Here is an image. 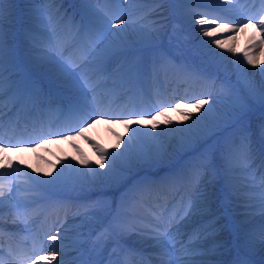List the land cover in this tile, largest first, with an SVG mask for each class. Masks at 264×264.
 Instances as JSON below:
<instances>
[{
    "label": "bare ground",
    "instance_id": "1",
    "mask_svg": "<svg viewBox=\"0 0 264 264\" xmlns=\"http://www.w3.org/2000/svg\"><path fill=\"white\" fill-rule=\"evenodd\" d=\"M171 1L178 2L179 16H176V12L174 11L172 13V9L168 7V3H166L165 0H125L124 3L126 4L125 7L128 16H135L136 14L156 9L160 15H164L165 18L159 21L160 23L158 27L160 28L159 32L161 34L158 35L157 39L154 42H145L140 46H138L135 35L132 33L138 30L139 27L131 24V27L129 28L128 42L122 49H126L127 52L128 48L135 47L138 51H156L149 46L156 45L161 48V44L167 41L174 42L178 37L176 34L170 32L171 26L174 23L179 22L185 26V31L190 30L192 26L194 27L197 25L196 21L200 19V16H195L194 14L189 16V14L191 11H195L199 6H207L223 11L226 18L225 24L229 21H239V23H243V25L247 24V27L244 28L247 29L249 33L258 34L261 32L260 28H258L255 23H248L249 19L252 20L251 17L246 19L244 15H235L232 13L233 10H238L244 6L245 9H248V5L246 6L247 2L245 1L239 4H234L232 0ZM78 2L81 3V6L72 1V5L67 3V8L69 10L73 7L79 8L82 14L88 17L92 22L96 20L102 11L101 5L97 0H92L91 3H85L84 0ZM13 3L5 4V10L8 6H12ZM116 3L121 4L118 0ZM21 4L20 9L23 10L24 16L28 17L31 22L19 25L20 29L27 31L31 28L34 32L41 33L42 37L48 41L49 39L53 40L59 31L61 32V30L58 29L60 22H55V19L49 17L48 19L53 23L51 27H49L45 17V13L57 4H61L60 6L63 5L64 7L66 6L65 3H61V0H21ZM44 7L46 8L44 9ZM61 9L62 8L59 7V10ZM7 10H9V7ZM14 14L15 12L13 10L11 15H8L7 13V18L4 17L3 31L10 29L8 26L11 25ZM127 26L126 22L125 25H121L120 27L125 28ZM79 36H81L80 33ZM64 37L68 38L69 35L61 34L60 38ZM132 37L135 41H133ZM238 38L239 36L235 34V39H231L229 43L237 52H241L243 55L247 53L252 56L264 76V71H262L264 70V44L260 43L262 39L249 37L246 42H243L242 40H238ZM199 41L203 46L211 47L212 43H206L207 41H210L209 38L201 37ZM40 46H44L43 41L36 43L31 41L27 47L22 46V49H27L25 54L27 60L56 85L58 92L62 96H57L52 100L47 96L51 102H37V106L39 105L47 108V112L57 113L55 118L61 115L59 130L64 129L63 132L68 134H57V137L42 140L29 149L26 147L16 149L9 147H6L5 149L0 148V192H3V195L0 196V226H2L4 231L7 233L13 232L14 235H20L24 231L23 224L27 223V225H29L31 223L30 229H32L33 222L35 223L36 218L40 214L35 212L32 221L31 219L14 221V219H11L10 217L11 215L14 216L12 213L19 211L22 214V218H24L25 207L22 202L28 201L34 197V195H21L17 203H14L10 199L11 174L8 172L9 165L5 159L7 154L6 151H10L9 154L14 155L13 174L16 178L25 181L29 175H37L51 185H53L51 179L57 181L66 180L70 184L68 188H63L67 192L66 195L77 198L79 202H87L94 198L100 199L104 195L119 194L123 190L128 179L132 180L135 176L141 174L151 177L155 176L157 178V188H154V193L145 194L143 191H137L133 188L125 195V197L118 199L117 203H115L111 209H108L105 206L102 208L104 202H101L102 204L93 205V207L97 208V211L100 214L99 217L86 215L84 217L76 218L73 214H70L69 222L63 227H61L60 221H56L51 229L58 230L54 235H57L58 232L60 234H66V238L61 237L60 235L57 237L62 244L67 242L66 239H69L68 236H74L75 231L83 230L82 234H80L82 242H78L80 244L78 246V251L82 249L84 241L92 238L91 235L95 234L97 230L106 223V221H109V218H112V209L114 210L115 207H122V205L125 204L126 197L133 199L142 196L145 198L150 197L153 199H162L166 198V196L169 198L170 194H172L173 197L180 194L175 202L178 206L180 205V207H183L184 204H186L188 215H186L185 219L179 222V225L175 224L172 228V231L176 232L175 247H172V245L167 242H162V245L157 243H147L140 238L137 239L131 236L127 232L133 230L135 233H142L159 220H162L163 224H167L164 223L166 219H160L158 216H154L149 222H138L133 226H129L124 231L121 242L125 244L124 250L126 252L131 251L133 248L139 249L147 253V258L151 264H169V262L170 264H203L204 258L207 256H205L204 253L213 256V253L219 250L220 256L213 264H217L218 262L226 264L228 261L231 264H240L241 261H247L248 264H264V244H261L259 240L260 232L262 228H264V207L261 206V198L262 195H264V184L260 185L255 181V178L252 175L256 170H263L264 173V168L261 167L264 165V149L260 151V148L264 147V120L262 115H258L255 118V123L252 128L253 133L256 134L255 139H252L251 136L247 138L240 130L235 131L232 136L233 140L232 142L230 141L231 145L227 151L228 154L225 156L222 154V149L224 148V145L222 144L220 148L215 146V152L213 151L211 154L201 156L202 158L198 159L200 164L197 166H199V168H197V166H184L186 159L180 161L179 163L181 165L178 166V163L173 164L177 158L192 152L204 140H206L207 137L216 131L224 129L226 122H221L219 127L202 135L198 140L189 141L188 134L179 130L192 124L197 116H203L204 110L207 109V106L204 105V108L198 112L196 104L192 99L190 100L191 102L184 101L186 97H183V103L181 104H190L191 106L184 109H180V105L173 108V101L171 103H167V101H164L163 103H158V101L153 103L148 102L150 105L149 107L152 108V120L151 118L148 120L144 116L132 117L131 115H125L127 113L126 110H124L125 106L129 105L128 112H130V108L134 106L131 103L132 100L128 102V97L129 99L141 98L140 95H137L134 92H141L149 87L143 84L145 79L142 76H137L134 73H131L132 68L128 65V57L122 62L121 57L123 54L117 55L115 58V64L110 69L113 70L112 73L109 72L111 73V85L106 86L101 83L95 84L92 81L89 88L91 102L77 100L71 95V87L67 86L63 81L53 78L51 75L47 74L37 62L32 61V58L40 52ZM71 47L72 46H68L65 48V53L69 52ZM7 48L9 51H13L10 43L7 44ZM216 52L218 53V50H216ZM72 53L73 52H70L67 56ZM209 54H212L210 50ZM111 55L112 53H109V55L102 61L93 63V65L90 66L87 75L89 77H94L97 72L105 66ZM230 58L232 59L233 57ZM188 59L189 57L187 56V60ZM14 60V55H8L6 56L5 63H9L10 65ZM160 61L161 56L156 55L151 60V63L154 67L159 64ZM212 63H208V65L206 64L207 66L202 69L205 73L204 75L215 76L214 87L216 93L210 98L209 102L213 103V106L216 107L218 111L227 110L226 105L229 103L231 96L235 93L233 86L234 81H232L233 77L231 78L230 74L226 71L222 70L223 72H221L215 68V65L213 67ZM136 67L139 68V65L133 67L134 71ZM251 67H249L250 71ZM222 73H224L223 76ZM17 75L15 69L10 67L4 71V86L3 89H0V105L3 103L4 98H7L9 94L11 97L5 100V103L9 100L15 102L16 98H22L25 100L28 96V93L24 88L22 93H20L18 83L15 81L14 77ZM128 78H130V80L132 79V82L127 88H125L128 83ZM20 80L23 79L20 78ZM162 83L164 87L156 86L154 87V90L160 91L165 89L166 92L171 93L177 89L176 86H171L169 81L162 80ZM242 85L243 94L250 96L248 94L249 87L244 79H242ZM43 89L46 88L40 83L36 85L32 94L35 96H38L39 94L44 96L45 92ZM92 89L95 90L93 91ZM216 97L220 98L219 104H214V99ZM20 103L22 105L27 102L21 101ZM106 105H113L116 112L104 111L103 107ZM24 107H26L25 110H28L27 106L22 105L17 111L18 116H20V110L22 108L24 109ZM34 112L35 111H33V113ZM100 113L106 114L99 115V118H97ZM187 114L192 115L188 118ZM78 115H81L87 123L77 121L75 117ZM35 116H37L36 113ZM115 118L121 119L119 121H113ZM137 119L139 120V124L133 122ZM24 127H29V129L22 130V133L28 130H31L33 135H38L39 133V128H34V126L30 125ZM49 127H56L53 126V121H51ZM137 129L139 130L138 132ZM55 130H57V128ZM153 137H155V139H153ZM130 138L133 140L131 146L132 154L141 156L149 151L146 155L151 158L140 162L134 161L131 164H126L125 167L127 168V171L125 172V175L116 182H109L106 178L99 176L93 179L87 175L90 168H95L100 173L107 172L109 160L106 157H102L101 152L108 153L109 156H111L112 153H124L128 147V141ZM242 140L245 141L244 146H242ZM233 143L241 145L240 148L235 149V145H232ZM203 153H206V151ZM161 156H164L165 158ZM260 158H262L261 162L257 165ZM164 159L167 160L164 161ZM102 163L104 164L103 168L100 167ZM66 164L72 168L75 173L74 175L77 176L79 181H77L76 176L75 178L70 176L68 170L71 171V169L67 167ZM55 166L60 167L59 173L55 169ZM218 166L222 171L220 176L214 171ZM175 170L183 174L176 178ZM181 176L185 181V187L180 193L178 191H180L181 185L178 180ZM160 186L163 191H159L158 187ZM14 188L22 190L24 187L21 183H15L13 189ZM50 190L55 193V195L59 194V196H63L64 194V192L59 190L56 186ZM212 190L214 191V194L211 193ZM201 193H204L205 195L201 196ZM214 195H216V198H214ZM39 196L43 198L47 197L45 195ZM36 202L37 201H34L33 204ZM228 202L231 204L228 205ZM189 204L192 205L191 208H188ZM213 204H215V207L209 208V206ZM224 208L227 209L226 213H224ZM42 210L43 208L40 206V212H42ZM113 212L119 213L118 209ZM207 212L208 216L203 217ZM87 216H90V219L87 220ZM206 219H208L209 226L201 230L203 227H201L202 225L200 224ZM79 222H82L81 225H79ZM225 224L228 225L229 228L226 227ZM194 225L197 230L191 235ZM213 227H215V229L211 232V228ZM177 228L178 232L176 231ZM189 234L190 240L188 242L190 243L184 244L183 241ZM232 234H235V238L237 237V244H234V242H226L224 240L226 236L230 238V235ZM239 241L243 242L242 246L239 245ZM222 242L225 243L222 244ZM49 243L48 240H45L43 248L48 249ZM247 243L249 244L248 247ZM112 245H115V247L117 246L115 240L104 241L100 239L95 246L94 251L91 252L90 259H86L83 264H111L112 261L108 259L106 260V258L112 252V250L109 249ZM96 249L99 250V253L98 255H95V257L98 256L99 258L94 257ZM75 253L77 254V251ZM244 254L250 255L251 257L246 259L242 256ZM4 255L5 253L0 248V257L3 258ZM78 256L82 258L83 254ZM163 258H165V260H163ZM38 264H50V261L47 262L46 259L43 258L39 259ZM51 264H62V260L56 257L54 260H51Z\"/></svg>",
    "mask_w": 264,
    "mask_h": 264
},
{
    "label": "snow or ice",
    "instance_id": "2",
    "mask_svg": "<svg viewBox=\"0 0 264 264\" xmlns=\"http://www.w3.org/2000/svg\"><path fill=\"white\" fill-rule=\"evenodd\" d=\"M85 3H91L92 0H84ZM100 2V0H97ZM105 2H117V0H105ZM120 3H124L125 0H118ZM13 0H0V89H3L4 86V71H5V59L8 55H16L6 49L5 41H4V31H3V23H4V11L5 4H11ZM220 17H216L212 20L207 18V14L202 15L199 20L196 21L198 25L201 26L202 35L205 37H213L215 36L221 29H225L228 31L239 32L241 28L233 27L234 24H238L239 21H229L227 24L219 23ZM257 22L264 27V15H261L256 18ZM127 17L124 16H116L115 13L109 14L108 12L101 11L100 15L96 18V20L92 23L93 35L90 39L89 44H87L81 51L77 59H73L72 56L65 55V42L57 38L55 40L49 39L47 48L43 49L41 55L37 58V63L41 66V68L53 78L63 81L69 87L83 86L88 87L91 84V78L87 75V72L93 63L97 61H102L109 53L115 54L117 51L121 50L124 45L128 42L129 36V28L131 27L132 22L127 21V27L121 28V25L126 24ZM252 20L249 19L248 23H251ZM215 24L216 27L214 29H205L202 26L205 24ZM243 27H247V24H244ZM231 39H235L233 36ZM206 43L215 44L220 49H225L226 45L222 40H210ZM261 44H264V40H261ZM75 47V45H72ZM229 52H235V48H227ZM211 53L213 58H223L224 53H217L215 49H211ZM244 59L248 64H254L255 61L252 56L247 53L244 56ZM242 63L241 60H236V64L240 65ZM264 71V70H262ZM32 90L36 88V82L34 80L28 81ZM93 91L95 89H92ZM248 94L253 97H258L261 103H264V85H262L258 90L249 89ZM194 103L196 104L197 111L199 112L204 108V105L209 104L208 99H200L195 98ZM220 98L216 97L214 99V104H219ZM247 106L246 97L241 95L239 92L234 93L229 103L226 105V112L218 111L216 107H208L204 110L203 116H197L192 124L187 125L184 129H180L179 131L188 134V140L194 141L198 140L202 135L213 131L215 128L219 127L220 123L225 121L228 117H230L234 112L242 111ZM106 113H100L99 115H105ZM135 115V113H134ZM188 118L191 117L192 114H187ZM94 122V121H92ZM135 124H139V120L133 121ZM87 123V121H85ZM139 130L137 129V132ZM150 135V134H146ZM155 139V137H153ZM3 141H0L2 144ZM133 144V140L130 138L128 141V147L124 153H112L111 156L108 153L101 152L102 157H106L109 160L108 171L100 173L95 168H90L87 175L95 179V177H103L106 178L109 182H116L123 178L127 168L126 164H131L134 161L140 162L147 159H150L148 155L136 156L131 153V146ZM245 145V141L242 140V146ZM101 168L104 167L102 163L100 165ZM63 171V170H62ZM262 184H264V177L261 178ZM3 195V192H0V196ZM204 193H201V196H204ZM262 207H264V195H262ZM191 204L188 205V208H191ZM188 215V209L183 210V215L179 218L173 217L170 220L164 221L167 223L168 227H155L153 229L154 239L157 244L162 245L163 241L171 244L172 247H175V236L176 232L169 231L173 221L179 225L180 220L183 219V216ZM178 232V228L176 229ZM60 235L58 232L57 235H49L47 237L48 240L55 241ZM259 240L261 244H264V228H262ZM79 246L77 242V247ZM59 247V246H57ZM56 256V252H50L49 260L51 264V260H54ZM44 257L37 256L33 259L32 264H36L37 259H43ZM170 264V262H169ZM240 264H248L247 261H241Z\"/></svg>",
    "mask_w": 264,
    "mask_h": 264
},
{
    "label": "rangeland",
    "instance_id": "3",
    "mask_svg": "<svg viewBox=\"0 0 264 264\" xmlns=\"http://www.w3.org/2000/svg\"><path fill=\"white\" fill-rule=\"evenodd\" d=\"M46 7H44V9H45ZM48 11V10H47ZM45 17L46 18H49V17H52V19H58V20H61L62 19V15H61V13H60V11H59V8L58 9H55V10H53L52 12H50V10L48 11V12H46L45 13ZM260 15V14H259ZM259 15H257V17L259 16ZM215 27H208L207 29H214ZM249 32V31H248ZM233 34V32L230 34V35H232ZM229 35V36H230ZM22 38L25 40V41H28V40H33V39H36V37H33V36H30L29 37V35H27V34H22L21 35V40H22ZM90 37H89V42H90ZM183 44H185L184 42H183V39H182V45ZM172 45H175L176 46V48H173L172 46H171V50H166V51H164V53L162 52V55H165V53H167V54H172V53H174V52H178L179 51V47L177 46V44L176 43H173ZM190 49H191V52H192V54H193V59L195 60V62H197L198 64H200L202 67L203 66H207L208 65V62L209 63H211V58L209 57V56H206V55H204V52H203V50L201 49V48H199V46H198V44H192V45H190ZM229 51H226V54L228 55L227 57L229 58H227L228 60H226L225 62H227V64L226 63H224V60H220V59H218V58H216V59H218V61H217V63L216 62H213L212 63V65H213V67H214V65H215V68H217L218 70H220L221 72H223V71H225L224 70V67H227L228 68V70L231 72L230 74H231V76L232 77H236L237 78V75H235L236 74V72L232 69V67H231V65L230 64H232V62H234V61H236V57H235V53H231V52H229ZM231 55V56H230ZM146 56V54H144V57ZM37 57V56H36ZM136 57H137V55L135 54V55H133V56H129V58H131V59H136ZM230 57H233L232 59L230 58ZM208 58V59H207ZM35 60H36V58H35ZM205 63H204V62ZM208 61V62H207ZM222 61V62H221ZM204 64V65H203ZM207 64V65H206ZM230 65V66H229ZM247 65V66H246ZM250 64H245L244 66L245 67H243V73H244V75H246L247 77H250L251 76V74H253L251 71H253V66L251 67V65L249 66ZM221 66H222V68H221ZM251 67V71H250V68L249 67ZM245 68V69H244ZM247 68V69H246ZM248 68H249V70H248ZM223 70V71H222ZM245 71V72H244ZM234 74V75H233ZM215 75V74H214ZM224 75V73H222V76ZM209 77H212V82H213V79H214V77L215 76H209ZM233 80V79H232ZM209 85L210 86H208V90H210L209 91V96H211V94H212V92L214 93V92H216V90H213L212 89V87H213V85H212V83H211V81L209 80ZM212 85V86H211ZM262 85H264V83H261V82H255V83H253L252 84V89L253 90H258ZM233 86H234V91H235V93L236 92H240V94L241 95H243V93L241 92V86L240 85H238V84H235V82L233 83ZM237 90V91H236ZM245 97H246V103H247V106L242 110V111H238V112H234L230 117H228L226 120H225V122H226V128L224 127V129H222L221 131H216L215 133H214V135H212V136H210V137H207V139L206 140H204L195 150H193L192 152H190V153H188L189 154V156H188V158H194V157H197V155L198 154H200L201 152H207V150H206V148L208 147V148H212L213 150H211V152H215L216 150H214L215 149V146H217L218 148H220V146L223 144L224 145V150H227V148H228V145L229 144H231V142H230V140L232 139V136H233V133L235 132V131H237L239 128H240V125H241V129L240 130H242V131H244V132H249L250 131V129H249V125H248V121H247V119L245 118L246 116H248V113L250 112V109H251V104H250V102L248 101V99H247V96L246 95H244ZM253 99L256 101V103L258 102V103H260V104H262V108H264V103H261V101L259 100V98L257 97H253ZM258 100V101H257ZM209 107H213V105L212 104H209ZM229 109H225V110H223V112H226V111H228ZM255 110V109H254ZM222 111V110H221ZM246 114L245 116H243L242 114ZM258 115H262V117H263V120H264V115H263V113H262V111H260V109L259 108H257L256 110H255V112H253L252 114H250V116H249V121H250V124H251V128H253V125H254V123H255V118L258 116ZM244 119H246V121L242 124V123H240V122H238L237 124H236V126H235V122H237V121H243ZM230 142V143H229ZM215 143V144H214ZM217 143H218V145H217ZM214 144V145H213ZM228 151V150H227ZM227 151L225 152V155L226 154H228L227 153ZM156 152H158V151H156ZM156 152H154V153H156ZM149 153V151H147V153L146 154H148ZM222 154H224V152L222 153ZM161 157H164V156H161ZM165 158V157H164ZM184 159H186V158H184ZM165 160H167V159H164V161ZM9 163H11V161H9ZM253 175V174H252ZM263 175H264V173H262V175L260 176V177H258L257 178V182L261 185L262 184V180H261V178L263 177ZM254 177V176H253ZM136 179V177H134L133 179H132V181H134ZM138 179V178H137ZM211 193H213L214 194V191L212 190L211 191ZM214 198H216V195H214ZM231 203L230 202H228V205H230ZM104 207V205H102V208ZM211 207H215V204H213V205H210L209 206V208H211ZM223 212V211H222ZM206 216H208V212L207 213H205L204 214V216L203 217H206ZM226 225V224H225ZM226 227H228L229 228V226L228 225H226ZM207 228V227H206ZM237 238V237H236ZM235 238V241H234V244H237L238 243V240ZM225 240H227V236L225 237ZM225 242H222V244H224ZM242 244H243V242H242ZM249 246V244L247 243V247ZM213 256H215V257H217V259H218V257L220 256V251L219 250H217V251H215L214 253H213Z\"/></svg>",
    "mask_w": 264,
    "mask_h": 264
}]
</instances>
